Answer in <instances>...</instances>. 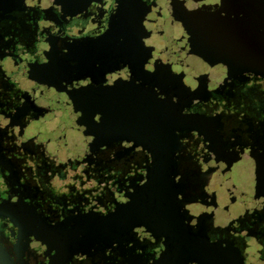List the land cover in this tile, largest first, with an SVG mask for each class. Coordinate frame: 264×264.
Segmentation results:
<instances>
[{"label":"flooded vegetation","instance_id":"1","mask_svg":"<svg viewBox=\"0 0 264 264\" xmlns=\"http://www.w3.org/2000/svg\"><path fill=\"white\" fill-rule=\"evenodd\" d=\"M247 1L239 16L247 4L263 25L217 33L227 27L208 24L209 59L199 60L193 18L183 45L174 26L169 54L157 23L136 42L114 34L109 58L88 44L123 6L166 0H107L99 32L85 24L96 0H0V264H264V0ZM182 53L192 61L182 65ZM153 71L166 75L150 102L144 78ZM112 84L141 87L133 102L148 126L83 110L85 146L57 150L46 124L56 104L83 106L87 88ZM166 201L163 234L149 216Z\"/></svg>","mask_w":264,"mask_h":264},{"label":"water","instance_id":"2","mask_svg":"<svg viewBox=\"0 0 264 264\" xmlns=\"http://www.w3.org/2000/svg\"><path fill=\"white\" fill-rule=\"evenodd\" d=\"M213 0H166L165 4L162 5H155L153 7L145 8L140 7L137 4H133L131 6L126 5V7L123 6V8L120 9V12L118 15H116V18H111L108 29L98 37V41H90L88 44L92 45L91 48H98L99 46L105 48L104 53H100L103 57H110L112 54L110 53L111 45L110 42L114 41L116 38L113 36L114 34H120L122 36L117 37L118 41H125L126 37L129 38V34L131 37H133L132 40L135 42L139 40V38H148V35H151L152 31L148 30V26L151 27L153 23L157 24H164L165 25V31L164 34L165 37L162 35L163 40L165 41V45H171L172 42H175V34H174V26L181 27L180 32L182 31V34L186 38H182L181 45L184 44V40H191V20L193 18V23L195 25L196 30L198 32V39H197V54L195 58L199 57V60H208L209 54L207 51V44L210 43L211 34H205L207 33V29L205 28L208 24V29H215L220 27L221 25L223 27H226L224 30H220L217 33H229L235 28L234 26L244 25L246 28L251 23H248L245 21H238L237 18L239 16L238 11H241V5L239 4V1L237 0H215V5L211 6L210 3H212ZM235 2V3H234ZM246 2H248L246 0ZM217 4V5H216ZM215 7V8H214ZM245 9V8H244ZM249 10L246 11V13ZM221 13V14H220ZM243 14V13H242ZM242 14L240 16H242ZM209 15V16H208ZM220 15V16H219ZM248 16V13L246 14ZM206 17H212L213 21H209L205 19ZM245 22V23H244ZM213 26V27H212ZM193 27V26H192ZM232 29V30H231ZM168 34H171L172 36L168 37ZM174 36V37H173ZM151 38V37H149ZM201 38V39H200ZM124 39V40H123ZM166 39V40H165ZM170 39V40H169ZM169 40V41H168ZM173 40V41H172ZM99 41H103L102 43H98ZM172 41V42H171ZM168 42V43H167ZM171 42V43H170ZM98 44V45H97ZM106 44V45H105ZM173 45V44H172ZM188 46V45H187ZM189 47V46H188ZM182 49H184L182 47ZM107 51V52H106ZM168 54L167 49L162 51V53ZM123 55V54H122ZM206 55V56H205ZM134 55V59H136ZM159 56V55H157ZM172 55H161L162 58L166 59V64L169 63L167 66L176 65L175 59ZM124 58L125 55L121 56V58ZM128 58H131L130 56ZM202 58V59H201ZM178 60H180L181 64H187L188 62L192 61L189 54H179ZM136 63V60L135 62ZM142 65V64H141ZM137 70V69H136ZM135 70L134 74L136 75L137 71ZM94 72V71H93ZM184 73V72H182ZM154 74L153 76L150 75V83L151 86H149V95L150 98L157 97V93L160 91V84L157 81V77H159ZM170 80H173L175 83V87L179 86L177 88L178 91L185 89L183 88V83L177 82L176 79L173 78V76L169 75L168 77ZM167 78V79H168ZM184 78V77H183ZM186 78V77H185ZM182 81L184 79L181 78ZM164 83V82H163ZM165 84V83H164ZM167 84V83H166ZM149 85V84H148ZM168 85V84H167ZM87 88L86 94H84V97L86 98L84 100L85 104H91L89 107L94 109L95 107L98 110H101V112L106 115L113 116L115 119H118L120 123H124L128 121V118L133 117L135 119H139L142 117V113L144 112L143 107L141 104L137 102H133L137 99H140V92L141 87L134 84V87H132L134 90L133 92L129 91L128 93H125V89H122L120 85L115 86V84L106 85L103 87H97L95 88ZM124 91V92H123ZM138 92V93H137ZM88 98H102V100H106L107 102H101V103H95L94 99L93 103L89 101ZM132 98V101L130 102H121L120 99L126 100L127 98ZM115 103H108L109 100H116ZM88 100V101H87ZM153 101V99H152ZM154 102V101H153ZM103 107V108H102ZM109 107L112 109L110 110ZM96 111V110H95ZM106 118V117H105ZM106 120V119H105ZM180 220V218H178ZM205 233V232H204ZM204 233H195L192 232L191 236H196L198 238L206 239L204 237ZM199 234V235H198Z\"/></svg>","mask_w":264,"mask_h":264},{"label":"rangeland","instance_id":"3","mask_svg":"<svg viewBox=\"0 0 264 264\" xmlns=\"http://www.w3.org/2000/svg\"><path fill=\"white\" fill-rule=\"evenodd\" d=\"M107 0H96L93 5V12L89 13L86 20V25H88L87 30L92 32H99L102 28V23L106 18V11L108 8ZM96 21L95 25H91L93 21ZM86 30V31H87ZM78 30L73 29V33L75 34ZM56 100H54L53 105L56 104ZM58 108V112L47 120L46 124L52 125L53 135L55 136V147L60 152H63L64 155L75 154L80 148L85 146L83 142V137L78 133V125H81L82 122L79 120L80 108L73 106V108L69 105L66 107H62L61 105L56 104ZM72 110H75V114ZM82 113V112H81ZM78 117V118H77ZM65 130H64V128ZM63 129V130H62ZM82 140V141H81ZM86 140V139H85ZM68 141V142H67ZM70 145L68 150L66 149L67 145ZM170 203L166 201L164 203H160L154 209L153 214L149 216V220L151 222V229L155 232H160L163 234H167L171 231L170 224L172 223V213L170 212ZM254 246L252 245L251 248ZM252 249H250L251 252ZM253 252V251H252ZM225 264H234L233 261H224Z\"/></svg>","mask_w":264,"mask_h":264},{"label":"bare ground","instance_id":"4","mask_svg":"<svg viewBox=\"0 0 264 264\" xmlns=\"http://www.w3.org/2000/svg\"><path fill=\"white\" fill-rule=\"evenodd\" d=\"M235 1V0H234ZM237 1H239V3L240 2H242V1H245V0H237ZM131 5H133V4H130L129 6H131ZM245 9V13H244V11H243V14H242V16H238V18H237V20H239V18L240 19H245L248 23H251L250 25H248V27H253V29L254 28H256L257 27V25H263L262 23H257V22H255L254 21V19L253 18H251L252 16H250L249 15V13H248V16H246V11L247 10H249V6L246 4L245 5V7H244ZM242 12V11H241ZM244 20V21H245ZM245 23V22H244ZM244 26H245V24H244ZM225 27H226V25H225ZM246 27V26H245ZM247 27V28H248ZM248 32V31H247ZM131 36H132V34H131ZM131 36H130V34H129V38L128 37H126V40L125 41H127V40H129V39H131ZM164 36V35H163ZM170 36H172L171 34H168V37H170ZM175 36V35H174ZM173 36V37H174ZM166 40V39H165ZM170 40V39H169ZM168 40V41H169ZM173 41V40H172ZM171 41V42H172ZM170 42V43H171ZM168 43V42H167ZM172 44H173V42H172ZM172 44L170 45H164L162 48H163V50H165V48L167 49V52H168V54H169V50H170V48L172 47ZM160 49V48H159ZM194 54V56L196 57V54H197V52L196 53H193ZM206 56V55H205ZM143 57V56H142ZM147 57H150L149 55H145L144 56V58H147ZM155 57H158V56H155ZM199 58V57H198ZM202 59V58H201ZM95 73H97L96 71H94ZM161 72H157V71H153V72H149V74H147V77H145L144 78V80L149 84L148 85V88H149V86H151V83H150V75H154V74H156L157 76L160 74ZM162 75H166V74H164V73H161ZM95 89H96V87H95ZM149 90V89H148ZM148 95H149V92H148ZM153 100L155 99V97L154 98H152ZM152 99L150 98V95H149V100H150V102L152 101ZM101 102H107V101H105V100H100ZM117 100H112V103H115ZM101 102H99V100L97 101V102H94V104L95 103H101ZM108 103H111V102H108ZM91 105V104H84L83 106H81V105H79V104H73V103H71L70 104V106L73 108V106H76V107H78V108H80V111L82 112L83 110L84 111H90V112H95V110L97 111V108L95 107L94 109L92 108H90L89 106ZM103 108V107H102ZM109 109L110 110H112L110 107H109ZM144 110V109H143ZM144 113H145V111H144ZM133 124H135V125H137V126H141V128L142 129H145L147 126H148V124H149V121H148V118L146 117V116H143L142 118H141V120H138V119H135V121H134V123Z\"/></svg>","mask_w":264,"mask_h":264}]
</instances>
